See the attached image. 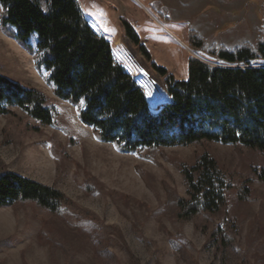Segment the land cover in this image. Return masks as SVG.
<instances>
[{
	"label": "rangeland",
	"instance_id": "obj_1",
	"mask_svg": "<svg viewBox=\"0 0 264 264\" xmlns=\"http://www.w3.org/2000/svg\"><path fill=\"white\" fill-rule=\"evenodd\" d=\"M76 1L84 15L98 22L101 33L97 35L110 42L111 48L116 45L127 52V45L139 78L158 90V94L151 92L154 113L167 98L164 80L127 40L119 19L135 27L151 62L181 81L186 77L190 57L213 67H223L214 58L189 47L186 32L196 31L209 46L229 50L244 44L254 46L260 27L259 11L264 2L239 0L224 5L220 11L212 10L220 15V20L210 24L204 20L209 10L201 9L199 18L195 5L188 4L189 1L186 7L183 0H145L143 6L135 0H125L124 8L119 0ZM173 23L180 31H176ZM0 75L42 92L56 122V127L41 126L14 108L10 116H0V172L8 171L55 189L77 209L88 213L105 228V247L117 264H220L209 239L214 226L233 236L246 263L264 264V250H260L264 247V184L253 174L254 169H264V153L215 143L159 149L154 153L147 150L139 154L119 153L111 145L95 140L91 130L78 121L75 108L53 95L43 80L45 74L34 70L31 56L1 30ZM140 86L145 91V85ZM160 91H163L161 95ZM203 153H208L228 173L249 181L250 199L238 200L234 190L227 193L224 208L211 215L207 226L193 219H169L158 213L166 203L164 185L188 199L183 177L174 163L192 165ZM90 181L94 182L91 185L95 194L84 192V186ZM42 226V220L36 217L31 206L0 208V244H3L0 264H52L54 261L95 264L93 247L84 234L54 220L48 225L49 240L45 242L41 238ZM170 238H178L192 263L183 261L171 248Z\"/></svg>",
	"mask_w": 264,
	"mask_h": 264
},
{
	"label": "trees",
	"instance_id": "obj_2",
	"mask_svg": "<svg viewBox=\"0 0 264 264\" xmlns=\"http://www.w3.org/2000/svg\"><path fill=\"white\" fill-rule=\"evenodd\" d=\"M0 10L1 32L31 56L34 70L45 74L43 80L53 95L75 108L78 121L91 130L96 141L122 154L202 143L264 153V66H252L264 65V2L254 46L244 44L233 50L209 46L190 30L188 46L223 67L190 57L181 81L152 63L134 27L119 19L127 40L164 80L167 98L156 113L151 112L142 86L116 62L110 42L93 31L76 0H0ZM13 108L41 126L56 127L42 92L0 75V116H10ZM174 165L183 177L188 199L164 185L166 203L158 213L166 218L193 219L205 226L211 215L224 208L227 193L234 190L238 200L250 199L249 181L228 173L208 153L197 156L192 165ZM253 174L264 184V169H254ZM93 183L84 186L86 194H95ZM18 206L34 208L43 223L44 241L49 240L48 225L60 221L88 238L95 264H117L105 247V228L88 213L55 189L0 172V208ZM177 239L170 238L169 245L183 261L192 263ZM209 239L220 264H248L227 231L214 226Z\"/></svg>",
	"mask_w": 264,
	"mask_h": 264
},
{
	"label": "bare ground",
	"instance_id": "obj_3",
	"mask_svg": "<svg viewBox=\"0 0 264 264\" xmlns=\"http://www.w3.org/2000/svg\"><path fill=\"white\" fill-rule=\"evenodd\" d=\"M84 16H85L86 21L90 25V27L93 29V31L95 33H97V34H100L101 33V29H100V26H99L98 22L95 21L93 18H91L88 15H84ZM112 53H113V56H114L115 60H119L120 63H122L125 66L127 72L134 77V79L137 81V83H139V85L141 83H143V85H145L144 86L145 87V95H146L148 103H149V108H150L151 112L154 113L156 111V108H155V104L152 103V100H151V92L154 91V92H156V94H158V90L153 89V87L150 84H147L145 81H142L141 77L139 78L140 75L137 72L136 66L134 65V61L131 58V56H129V53L125 52L124 50H121V48L118 49L116 45L112 48ZM157 81H158V79H157ZM162 93H163V91H160L159 94L161 95ZM91 150H92V148H91ZM101 154L103 155L104 153L101 152ZM103 157H104V155H103ZM98 159H100V158H98ZM113 163H114V161H113ZM107 176H108V173H107Z\"/></svg>",
	"mask_w": 264,
	"mask_h": 264
},
{
	"label": "crops",
	"instance_id": "obj_4",
	"mask_svg": "<svg viewBox=\"0 0 264 264\" xmlns=\"http://www.w3.org/2000/svg\"><path fill=\"white\" fill-rule=\"evenodd\" d=\"M140 6H143V5H145V0H135ZM184 1V3H183V5H185L186 7H188L187 6V2H188V4H190L191 5V3H193L195 6H193L194 7V9L197 11V17L199 16V18L202 16H200V12L202 11L203 12V10H204V8H206V9H208L209 10V13H207L206 15L207 16H205L204 18V20H209V23L210 24H212L213 23V21L215 22V20L216 19H219L220 20V15H218V14H216L215 13V11H212V10H217V11H220L221 9H222V6H227V5H232V3H237V1H239V0H183ZM187 1V2H186ZM248 0H246V2H247ZM151 2H153L152 0H151ZM119 3L120 4H122V6H123V8H124V6L126 7V4H127V2L125 1V0H119ZM199 3H202V6H200L199 5ZM151 6H152V3H151ZM185 6H183V8L185 7ZM199 6L201 7V8H199ZM192 7V8H193ZM190 8V7H189ZM151 9V11L153 12V13H155V14H158V12H156V11H154V9L153 8H150ZM188 9V8H187ZM201 9H203V10H201ZM139 14H141V13H139ZM92 18V17H91ZM211 18V19H210ZM94 19V18H93ZM95 20V19H94ZM96 21V20H95ZM206 24L208 23V22H205ZM180 24H184L185 25V22H181ZM216 24V23H215ZM214 24V25H215ZM173 26L174 27H176L175 29H176V31H180V29H177V28H179V26H177V24H175V23H173ZM135 28V27H134ZM218 28H216V29H214V31L213 32H215V30H217ZM190 31V30H189ZM188 31V32H189ZM188 32H186V35H187V39H188ZM210 32H212V30H210ZM181 34L182 35H184L185 33L184 32H181Z\"/></svg>",
	"mask_w": 264,
	"mask_h": 264
},
{
	"label": "water",
	"instance_id": "obj_5",
	"mask_svg": "<svg viewBox=\"0 0 264 264\" xmlns=\"http://www.w3.org/2000/svg\"><path fill=\"white\" fill-rule=\"evenodd\" d=\"M124 45H125V44H124ZM125 47H126L125 50L129 53V55H130L131 57H133L132 54H131V52H130V50H129V48H127V45H125ZM136 82H137V81H136ZM137 84H138V83H137Z\"/></svg>",
	"mask_w": 264,
	"mask_h": 264
}]
</instances>
